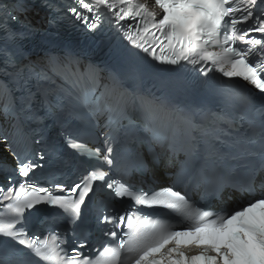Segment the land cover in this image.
Segmentation results:
<instances>
[{
	"label": "snow or ice",
	"instance_id": "obj_1",
	"mask_svg": "<svg viewBox=\"0 0 264 264\" xmlns=\"http://www.w3.org/2000/svg\"><path fill=\"white\" fill-rule=\"evenodd\" d=\"M40 3L110 33L124 71L24 63L29 0H0V264H264V0ZM142 64L218 106L197 119L142 89ZM45 99L59 147L32 112ZM241 155L259 162L238 176Z\"/></svg>",
	"mask_w": 264,
	"mask_h": 264
}]
</instances>
